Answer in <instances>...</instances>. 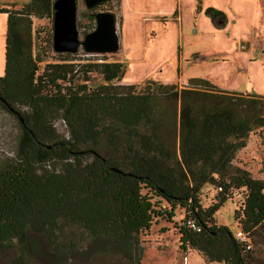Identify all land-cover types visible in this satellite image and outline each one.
<instances>
[{
    "label": "trees",
    "instance_id": "obj_1",
    "mask_svg": "<svg viewBox=\"0 0 264 264\" xmlns=\"http://www.w3.org/2000/svg\"><path fill=\"white\" fill-rule=\"evenodd\" d=\"M54 2L0 7L8 14L0 105L21 127L16 158L0 167V242L26 245L32 229L55 245L63 224H73L93 238L132 246L155 217L173 218L182 207L184 251H200L207 262L264 264L252 250L257 235L264 242V178L233 164L250 135L264 130V94L200 78L183 88L151 79L144 87L120 84L124 61L84 63L85 78L78 82L75 53H59L61 62H47L41 71L46 59L34 49L33 17L54 19ZM209 11L219 26L227 21L223 11ZM89 73L102 75V82L88 84ZM59 119L68 137L58 133ZM104 137L113 148L108 155L98 150ZM56 160L60 169L51 166ZM206 184L219 190L209 207L200 199ZM236 191L243 201L235 216L250 248L228 225L215 222ZM163 201L170 210L156 209Z\"/></svg>",
    "mask_w": 264,
    "mask_h": 264
},
{
    "label": "rangeland",
    "instance_id": "obj_2",
    "mask_svg": "<svg viewBox=\"0 0 264 264\" xmlns=\"http://www.w3.org/2000/svg\"><path fill=\"white\" fill-rule=\"evenodd\" d=\"M29 0H0V7L16 10ZM224 11L228 25L218 23L209 9ZM77 25L80 38L93 31L96 21L91 16L98 11L116 15L120 50L115 53H87L83 47L73 54L77 63V81H84V63L124 61L127 72L120 84L144 87L148 80L178 83L186 87L194 78L206 79L220 88L264 94V0H108L94 8L85 0H77ZM8 14L0 13V74L5 72ZM54 19L33 17L35 51L42 50L47 62H61L62 56L53 50ZM51 39V41H50ZM44 50V51H43ZM0 75V76H2ZM88 84L102 82L98 73H89ZM59 134L68 137L62 119L55 123ZM21 127L17 117L0 105V167L17 156ZM173 137V135H172ZM173 139V138H172ZM91 146L90 148H93ZM108 139H101L98 150L108 155ZM61 160L51 166L61 168ZM233 164L250 168L252 175L264 178V130L250 135L246 148L237 152ZM260 173V174H259ZM258 174V175H257ZM218 187L206 184L201 189L203 207L216 203ZM244 196V193H243ZM243 201L238 191L215 214L218 225H228L234 234L242 228L236 210ZM171 206L163 201L157 210ZM176 215L155 217L152 227L137 235L132 246L111 241L107 237L93 238L84 228L63 224L56 244L42 233L28 230L26 245L7 247L0 242V264H223L207 262L200 251H184L178 226L186 211L176 209ZM252 250L264 258V242L256 236Z\"/></svg>",
    "mask_w": 264,
    "mask_h": 264
},
{
    "label": "water",
    "instance_id": "obj_3",
    "mask_svg": "<svg viewBox=\"0 0 264 264\" xmlns=\"http://www.w3.org/2000/svg\"><path fill=\"white\" fill-rule=\"evenodd\" d=\"M108 0H85L94 8ZM77 0H55L53 48L58 53H77L81 47L87 53H115L120 50L116 15L109 11L94 13L96 27L80 38L77 25ZM2 101L3 98L0 97ZM19 114V113H18Z\"/></svg>",
    "mask_w": 264,
    "mask_h": 264
},
{
    "label": "built area",
    "instance_id": "obj_4",
    "mask_svg": "<svg viewBox=\"0 0 264 264\" xmlns=\"http://www.w3.org/2000/svg\"><path fill=\"white\" fill-rule=\"evenodd\" d=\"M189 224L192 225L193 228L200 230L197 225L195 224V222L193 220L189 221ZM237 236L242 240V241H247L249 243L248 248H250L251 246V240L249 238V236L244 233L242 230L238 231Z\"/></svg>",
    "mask_w": 264,
    "mask_h": 264
},
{
    "label": "crops",
    "instance_id": "obj_5",
    "mask_svg": "<svg viewBox=\"0 0 264 264\" xmlns=\"http://www.w3.org/2000/svg\"><path fill=\"white\" fill-rule=\"evenodd\" d=\"M224 14L226 15V18H227V21L225 22L224 26H227L228 25V16H227V14L225 12H224ZM5 52H6V50H5ZM5 56H6V53H5ZM0 75H2V74H0ZM231 91H233V90H231Z\"/></svg>",
    "mask_w": 264,
    "mask_h": 264
}]
</instances>
